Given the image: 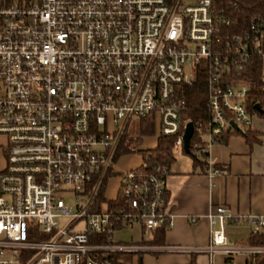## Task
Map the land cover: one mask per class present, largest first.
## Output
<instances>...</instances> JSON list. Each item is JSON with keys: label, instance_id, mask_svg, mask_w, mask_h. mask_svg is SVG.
Returning <instances> with one entry per match:
<instances>
[{"label": "built area", "instance_id": "built-area-1", "mask_svg": "<svg viewBox=\"0 0 264 264\" xmlns=\"http://www.w3.org/2000/svg\"><path fill=\"white\" fill-rule=\"evenodd\" d=\"M231 23L212 0H0V264H114L99 255L150 248L114 233L136 225L151 236L170 226L167 173L120 172L107 199L118 142L130 121L146 120L181 150L188 120H180L179 86L200 70L208 118L190 121L193 153L250 128L242 71L250 54L264 70V16L239 32L227 31ZM205 218L208 243L186 251L220 252L223 264L264 254V246L228 242L223 228L234 217L224 206ZM247 222L251 234L264 230V215Z\"/></svg>", "mask_w": 264, "mask_h": 264}, {"label": "crops", "instance_id": "crops-1", "mask_svg": "<svg viewBox=\"0 0 264 264\" xmlns=\"http://www.w3.org/2000/svg\"><path fill=\"white\" fill-rule=\"evenodd\" d=\"M250 129L255 133V141L248 143L238 133L225 134L221 142L207 148L203 161L197 159L194 162L193 157L182 149L173 151V161L165 178L171 224L163 230L161 244H144L150 248L131 255L129 264H190L191 261L194 264H209L210 261L223 264L224 256L220 252L209 257L205 253L186 251L208 243L210 226L205 217L215 206H224L234 217L233 222L223 228L228 242L247 245L245 240L250 233L247 217L264 215V117L255 115ZM155 144L156 139L147 149ZM140 164L141 161L126 170ZM210 166L219 169L220 173L209 176ZM118 183L119 177L110 186V197L106 195L105 187L107 199L116 197ZM191 217L196 220L190 222ZM154 233L148 236L133 225L116 231L114 238L121 242L148 241ZM235 260L243 264L245 256L237 255Z\"/></svg>", "mask_w": 264, "mask_h": 264}, {"label": "trees", "instance_id": "trees-1", "mask_svg": "<svg viewBox=\"0 0 264 264\" xmlns=\"http://www.w3.org/2000/svg\"><path fill=\"white\" fill-rule=\"evenodd\" d=\"M212 6L216 13H222L223 16L230 18L232 23L227 27L229 33L239 32L256 15L264 16V0H212ZM242 76L250 82L247 109L256 116L264 117V70L262 60L258 55H249L248 61L242 71ZM205 83L206 74L203 70H200L196 73L194 80L189 85L179 86V91L181 92L180 97L186 101V108L180 117L181 122L185 120L191 121L192 123L196 121L204 122L208 118V112L205 107ZM254 105L260 106L263 111L260 113L257 112L253 107ZM136 129L141 135L154 134L153 124L150 121L139 120ZM235 133L241 134L248 143L256 139L255 133L248 127H243ZM224 135L220 136L218 142L222 141ZM138 140L139 138L132 139L127 133L123 134L118 142L116 158L119 155L133 151L135 143ZM173 142L174 138L171 136H156L155 146L142 151V163L132 170L142 177H146L152 173L162 172V170L168 173L169 165L173 161ZM195 142L196 134L194 132L190 139L189 155L193 157L194 162L197 159L203 161V155L205 154L196 155L193 153V145ZM120 201L121 198L117 196L114 205L118 206ZM163 230V227L158 228L154 233V237L148 241L140 240L131 243L161 244ZM90 242L104 243L105 239L102 237L96 240L90 239ZM245 243L251 246H264V230L256 234L249 233ZM130 256L131 254L129 253H102L99 255L101 259L107 258L114 264H129ZM190 264H194V262L191 261ZM243 264H264V254L248 255L245 257Z\"/></svg>", "mask_w": 264, "mask_h": 264}, {"label": "rangeland", "instance_id": "rangeland-1", "mask_svg": "<svg viewBox=\"0 0 264 264\" xmlns=\"http://www.w3.org/2000/svg\"><path fill=\"white\" fill-rule=\"evenodd\" d=\"M130 128H128L127 132L129 133L128 136H131L132 139L138 138L141 136V138L135 143V146L133 148V151L119 155L118 158L113 163V173H115L112 177L109 178L107 186H106V195L110 197L112 195L111 193V188L110 186H113V180L116 178V181L119 177L120 172H125L127 171L126 169L128 166L136 165L141 161V153L142 151L146 150L148 147H151L154 145L156 136L158 131L154 135H140L136 129V124L134 121H130ZM119 184V183H118ZM118 187V186H117ZM109 190V191H108ZM63 202L66 205H71L72 200L70 196H64L63 197ZM59 223H65L64 220L58 219ZM60 225V224H59Z\"/></svg>", "mask_w": 264, "mask_h": 264}, {"label": "water", "instance_id": "water-1", "mask_svg": "<svg viewBox=\"0 0 264 264\" xmlns=\"http://www.w3.org/2000/svg\"><path fill=\"white\" fill-rule=\"evenodd\" d=\"M253 107L259 113L263 111L261 109V107L258 106V105H254ZM192 133H193V126H192V123L190 121H188L184 125L183 133H182V136H181V139H182V151L184 153H186V154L190 153L189 147H190V138H191Z\"/></svg>", "mask_w": 264, "mask_h": 264}]
</instances>
